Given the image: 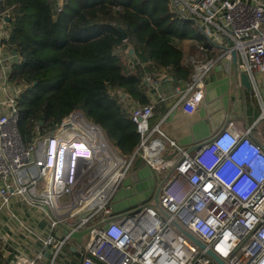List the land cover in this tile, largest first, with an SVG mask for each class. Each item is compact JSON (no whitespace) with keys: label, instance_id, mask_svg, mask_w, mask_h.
Returning a JSON list of instances; mask_svg holds the SVG:
<instances>
[{"label":"built area","instance_id":"obj_1","mask_svg":"<svg viewBox=\"0 0 264 264\" xmlns=\"http://www.w3.org/2000/svg\"><path fill=\"white\" fill-rule=\"evenodd\" d=\"M65 1H55V15ZM167 2L202 36L176 88L175 106L185 115L202 103L214 68L223 65L230 75L233 63L250 82L264 72V0ZM1 5L0 251L9 264H220L182 229L226 264H264V150L251 128L237 132L229 121L181 145L166 132L165 116L155 118L153 104L135 103L128 114L139 142L130 155L80 108L51 130L36 122L24 141L19 99L28 83L13 77L21 59L9 43L11 8ZM136 57L130 71L140 64ZM152 75L143 81L157 86L159 74ZM136 160L154 172V185L143 201L115 211L121 189L139 194L124 185ZM154 196L167 217L152 205Z\"/></svg>","mask_w":264,"mask_h":264},{"label":"trees","instance_id":"obj_2","mask_svg":"<svg viewBox=\"0 0 264 264\" xmlns=\"http://www.w3.org/2000/svg\"><path fill=\"white\" fill-rule=\"evenodd\" d=\"M0 1L2 8H11L9 43L21 57L13 77L28 83L19 99L18 128L24 141L36 122L44 131L51 130L80 108L104 128L122 154L130 155L139 136L111 91L121 89L142 104L147 98L139 75L127 73L115 47L127 40L142 61L185 78L177 43L202 41L191 22L169 11L167 0H66L56 15V0ZM9 260L0 251V264Z\"/></svg>","mask_w":264,"mask_h":264},{"label":"crops","instance_id":"obj_3","mask_svg":"<svg viewBox=\"0 0 264 264\" xmlns=\"http://www.w3.org/2000/svg\"><path fill=\"white\" fill-rule=\"evenodd\" d=\"M126 41V40H125ZM123 42L117 48L121 54H117L124 64L127 73L139 75L141 90L147 98L146 103L154 105L155 118L165 116V130L181 145H190L194 142L210 136L213 131L225 123L232 121L231 128L241 132L247 127L251 128V138L260 144L264 150V72L255 71L250 88L242 85L240 78L234 75L233 63H231L230 75L221 66L211 70L206 79L204 99L200 106L191 115H185L178 106H175L178 94L176 88L181 86L182 78H174L168 68L155 66L150 60L142 61L133 52L126 48H133L134 44ZM201 41L185 39L177 43L183 52L182 65L186 67L189 55H199L197 46ZM126 59H123V56ZM122 56V57H121ZM137 56V57H136ZM136 57L140 64L130 71L129 63ZM153 76L159 74L156 79L158 85L143 81L144 75ZM121 95L119 101L128 111L135 103H140L128 93L118 89ZM145 104V103H144ZM168 112V114H167ZM148 167L140 160H136L133 168L124 181V185L131 184L138 189L140 182V169ZM149 179V178H148ZM127 193L130 190H125ZM128 207V206H127Z\"/></svg>","mask_w":264,"mask_h":264},{"label":"rangeland","instance_id":"obj_4","mask_svg":"<svg viewBox=\"0 0 264 264\" xmlns=\"http://www.w3.org/2000/svg\"><path fill=\"white\" fill-rule=\"evenodd\" d=\"M125 42L128 43L127 40ZM114 52L117 54H121L120 51L117 50V48L114 49ZM124 58L126 59V57L123 56V59ZM20 59H21V57L18 60H20ZM106 136H107L108 141L110 143H113V141L108 137V135H106ZM139 172H140L139 173L140 174V177H139L140 182L138 183V189H137L139 194L133 195V196L127 198V196L130 195L132 192L129 191L127 193L125 191V189H121L115 196L114 205H113L115 211H120V210L126 208L127 206H129L131 204L141 202V200L146 198L148 196V194L150 193L151 190L148 191L146 189L153 187V185H154V179H153L154 172L150 169V167L142 168V169H140ZM155 177H156L157 182H159L161 180V176L158 177L156 175Z\"/></svg>","mask_w":264,"mask_h":264},{"label":"water","instance_id":"obj_5","mask_svg":"<svg viewBox=\"0 0 264 264\" xmlns=\"http://www.w3.org/2000/svg\"><path fill=\"white\" fill-rule=\"evenodd\" d=\"M8 19V18H7ZM120 31H121V34H122V37L123 39L125 40L126 38V35L122 29V27H119ZM234 75L235 76H238L240 78V81L242 83V85L246 86L247 88H250L251 86V82H250V79L248 78V75L244 72L242 73H239L237 74L235 68H234ZM133 195H129L128 197H131ZM127 197V198H128ZM143 201V200H141ZM137 203H134V204H131L129 206H133ZM152 205H154L161 213H163L166 217L168 216L167 212L161 208L159 205H158V202H157V197L154 196L153 197V202H152ZM128 206V207H129ZM176 227H179L180 226L177 224V223H174ZM182 231L184 232V234H186L194 243L198 244L201 248H205L206 249V252L207 254L212 257L215 261H217L218 263L220 264H226L223 260H221L218 256H216L209 248L206 247V245L204 243H202L198 238H196L191 232H189L188 230H185V229H182Z\"/></svg>","mask_w":264,"mask_h":264},{"label":"clouds","instance_id":"obj_6","mask_svg":"<svg viewBox=\"0 0 264 264\" xmlns=\"http://www.w3.org/2000/svg\"><path fill=\"white\" fill-rule=\"evenodd\" d=\"M223 172H226V170H224Z\"/></svg>","mask_w":264,"mask_h":264}]
</instances>
